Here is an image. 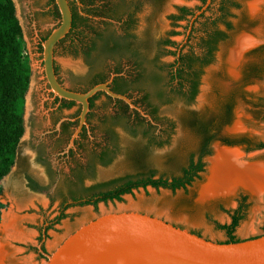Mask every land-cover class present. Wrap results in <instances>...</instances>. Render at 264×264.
<instances>
[{
  "label": "rangeland",
  "instance_id": "374dc122",
  "mask_svg": "<svg viewBox=\"0 0 264 264\" xmlns=\"http://www.w3.org/2000/svg\"><path fill=\"white\" fill-rule=\"evenodd\" d=\"M12 1L22 29L20 40L23 61L29 75L24 103L20 108L24 132L18 145L24 149L23 154L31 159V151L25 140L29 138L28 119L33 103L40 96L38 76L42 72V55L38 52L35 31L28 16L34 0ZM45 1L42 0V3ZM221 1L212 0L210 8L204 12L203 17L194 21L191 30L192 16L173 22L172 15L179 14L182 6L198 11L202 5L200 0H159L156 4L152 0L139 1L133 10L135 20L130 32L135 37L133 41L141 39V45L151 46L150 50L141 48L150 59H155L154 63L145 64V67L161 76V86L171 100L155 98L150 85L144 86L143 92L136 86L132 94L135 98L139 94H150L148 102L158 106L157 117L163 123L165 132L160 144L144 148L140 143L131 142L130 138L134 136L127 129L121 128L120 131L124 133L121 149L111 162L99 166L95 174L86 177V188L79 195L86 198L97 190L109 188V184L117 179L149 168L154 170L157 177L172 178L179 175L192 155L198 159L202 140L208 135L213 137L209 143L210 154L203 158L204 170L199 177L187 189L173 191L149 186L123 195L122 200L101 201L97 205L68 203L69 206L62 209L58 196L49 197L47 192L30 191L26 187V173L29 170L35 172V168L28 164L30 162H27L26 157L20 159L15 156L10 171L0 179V243L8 253L6 264H45L46 258L38 250L40 246L44 247L45 252L52 253L81 224L104 211L112 210L144 212L189 230H198L208 239L224 241L227 239L226 233L218 225L231 223V215L244 201L247 206L244 218L235 230L236 236L247 239L264 233V190H250L237 184L214 196L201 193L208 182L210 159L216 155V146L237 149L242 154L243 163L264 167V148L250 150L247 144H227V141L244 137L264 142V120L254 104L264 100V0H234L237 6L230 7V15L227 17L232 28L228 29L223 22H218L217 28L225 32L226 37L218 42L213 60L203 66L198 91L193 100H188L183 94L170 92L171 87L168 85L167 68L175 63L179 51L185 54L201 53L199 43L201 37L205 36L204 27L220 15ZM51 20V17L40 14L38 23L41 30L53 27L55 22ZM87 24L89 27L82 28V37L87 40L95 37L97 48L90 55L80 48L76 53L68 50L64 53L60 49L56 56L60 75L67 85L75 83L74 76L79 77L82 84H87L102 68L114 65L117 60L123 66L128 63L132 66L139 60L131 54L116 59L114 55L102 53L98 33L105 32L106 26L96 18ZM108 28L117 35L123 34L116 23ZM167 38L175 45L164 46L162 41ZM244 40H248L249 44L244 45ZM176 51L177 55H174ZM98 59V69L91 68L92 62ZM140 101L148 108L147 101ZM95 108L100 116L112 112L111 103L104 96L95 101ZM96 131L102 130L98 127ZM34 174H39L44 180L48 178L45 171ZM9 211L16 215V231L18 229L21 235L8 236L3 231V216ZM62 213L65 216L58 219ZM42 233L43 241L40 240Z\"/></svg>",
  "mask_w": 264,
  "mask_h": 264
},
{
  "label": "flooded vegetation",
  "instance_id": "af4514ba",
  "mask_svg": "<svg viewBox=\"0 0 264 264\" xmlns=\"http://www.w3.org/2000/svg\"><path fill=\"white\" fill-rule=\"evenodd\" d=\"M139 1L140 0H69V3L72 8V14L74 13L73 11L76 10L81 17L88 19L87 22L96 18L106 26L104 28L107 29L102 33L104 37L100 36V46L103 42L102 38L108 40L109 46L114 50L111 51V53L105 54L114 55L116 59H119L126 55H133V52H129L126 49V45L133 41L134 36L131 35L130 29L133 20H135L133 10L137 8ZM85 2H89L90 4L86 5ZM101 8L107 10L105 16L96 14ZM40 14L51 17V21L55 22L54 26L47 30H41L38 23ZM180 14L181 11L179 10V14L174 16H179ZM28 16L35 31L38 52L42 55V72L38 76L40 96L39 100L33 103V108L28 119L30 133L25 143L28 144V149L31 151L29 155L31 159H28L29 157L23 154L24 149H22V147L20 148L19 145L16 156L20 159L26 157L27 162H30L28 164H31V166L35 168L33 171L36 173L45 171L48 175L47 180H44L41 179L39 174L35 175V172H31L28 169L29 172L26 173L25 180L26 187L30 191L47 192V196L49 197L52 195L58 196L61 200L63 209L68 203L77 202L74 195L77 196L85 190L86 177L95 174L99 166L103 167L111 162L115 154L121 149V140L124 134L120 131L121 128L127 129L130 131V135L134 136L130 138L131 142L140 143L144 148L160 144L165 128L158 118L151 115L149 108L141 103L140 99L142 95L139 94L138 98H135L132 94L134 88L139 85L140 69H135V65L131 66V63L123 66L121 64L122 62L119 60H117L114 65L101 69L100 72L109 73L108 79L104 82L112 78V81L109 83L112 89L116 77H125L128 84L127 87L130 88L126 87V90H123L125 93L124 95L131 98L133 103L141 107L151 118L131 108L124 100L113 98L106 92L101 91L93 104L90 102V110L86 116V122L81 126L80 114L82 105L76 101L72 102V100L57 96L52 91L44 71L43 42L61 22V13L58 5L55 0H46L44 4L42 0H34ZM172 21L175 22L176 20L172 18ZM113 23L120 26L123 34L119 33L117 35L112 30H109L108 27L111 24L113 25ZM96 45L97 41L95 37L87 40L84 39L82 35L76 34L72 21L70 32L56 44L54 50L55 72L58 81L64 87L69 90L81 92L89 87V82L92 78L87 84H82L81 81L78 80L79 77L76 78L74 76V84H65V81L60 75L56 60L59 50L61 49L64 53L66 50L76 53L80 48L87 53L89 51L92 52L93 47ZM116 68H121V72L116 73ZM101 96H104L111 103L112 112L107 116L98 115L95 108V101ZM98 127L101 128V132L96 131ZM138 135L142 137L139 138ZM148 177L157 179L160 176L157 177L154 170L149 168L139 173L130 174L117 179L115 182L109 184V188L97 190L81 200H86L93 194L110 190L123 181L130 179L136 181ZM48 189H51L52 192H49ZM41 236L40 240L43 241L44 233H42ZM41 248L45 251L44 247ZM38 250L40 251V249Z\"/></svg>",
  "mask_w": 264,
  "mask_h": 264
},
{
  "label": "trees",
  "instance_id": "16d2710c",
  "mask_svg": "<svg viewBox=\"0 0 264 264\" xmlns=\"http://www.w3.org/2000/svg\"><path fill=\"white\" fill-rule=\"evenodd\" d=\"M152 1L156 4L159 0ZM200 1L202 2V5H204L207 0ZM85 4L89 5L90 3L85 2ZM202 5L199 6L198 9H201ZM231 6H237L234 0H222L219 7L220 15L213 19L209 26L205 25V36L201 37V41L199 43V47L201 49V53L199 55L193 53L185 54L182 51H179V56L176 58L175 63L168 66V85L171 87L170 92L183 94V96L187 97L188 100L194 99L198 91L199 78L202 73L203 66L209 64L213 60L214 51L216 50L218 42L226 37V33L217 28L218 22H223L228 29L232 28L231 23L227 19L230 15ZM180 11L181 14L179 16L172 15V18L175 20H183L186 19L187 16H194L195 14V11L188 9L185 6L180 8ZM73 12V28L75 33L83 35L82 28L89 27L87 24L88 19L81 17L76 10ZM106 13L107 10L101 8L96 14L105 16ZM203 16L204 13H202L198 18ZM21 30V25L16 16L13 1L0 0V179L5 176L13 166L18 144L24 132L23 118L20 108L24 103V96L28 88L29 75L28 67L23 61V48L20 40ZM98 35L101 37L103 36L100 33H98ZM148 39H150L149 36ZM102 40L103 42L102 45L99 46V49L102 50L103 53H111L114 49L109 46L108 40L104 38H102ZM140 41L141 39H135L126 45V49L129 52H133V55L139 58V60H136L134 64L135 69H140L138 87L143 92L144 86L150 85L153 87L155 98L161 101L163 99L170 101V96L161 86V76L156 71H149L148 68L145 67V64L154 63L155 59H150L149 55L143 53L141 48L145 47L146 50H150L151 46L148 44L147 46L141 45ZM162 44L164 46L175 45L170 38L164 39ZM96 48L97 45L94 46L92 50H95ZM87 54L90 55L91 51L87 52ZM173 54L177 55V51ZM99 66L100 62L98 59L92 62L91 68L98 69L97 67ZM115 72L120 73L121 68H116ZM108 77L109 73L107 74L103 72L94 75L89 82V87L81 92H85L92 86L106 81ZM127 85L125 77L118 76L113 83L112 89L117 93L125 94L123 90H126L125 88ZM98 95L99 93L90 98L91 104H93ZM149 96L150 94L146 93L145 96H142L141 100L143 99L148 102ZM254 104L258 108L259 115L264 120V100H260ZM148 108L151 115L158 118V106L148 102ZM212 138L213 137L208 135L204 136L199 149L198 160L195 159V155H192L188 164L182 168L181 174L179 175L173 176L172 178L161 176L157 179L148 177L136 181L130 179L123 181L121 184L110 190L93 194L86 200H81L82 197L80 195H74V198L80 205H97L101 201L106 202L109 200H122L123 195L130 194L135 189L147 188L148 186H152L154 188H166L173 191L178 189H187V187L190 186L204 170L203 158L210 154L209 143ZM235 143L247 144L250 150L264 148V142L253 141L246 137L240 140L227 141V144ZM68 206L69 205H65L64 208L66 209ZM246 206L247 205L243 201L231 215V223L218 225V228L224 230L227 236V239L223 242H236L242 240L236 236L235 230L244 218ZM64 216L65 214L62 213L58 219H61ZM191 231L203 236L198 230L191 229Z\"/></svg>",
  "mask_w": 264,
  "mask_h": 264
},
{
  "label": "water",
  "instance_id": "95a60500",
  "mask_svg": "<svg viewBox=\"0 0 264 264\" xmlns=\"http://www.w3.org/2000/svg\"><path fill=\"white\" fill-rule=\"evenodd\" d=\"M55 1L61 22L43 42L44 71L52 91L82 105L81 126L90 110V98L101 91L151 118L131 98L110 88L112 78L85 92L69 90L58 81L54 50L70 32L73 14L69 0ZM211 3L207 0L191 17L190 30ZM40 251L46 257L45 264H264V234L236 242L214 241L160 217L121 209L104 211L81 224L52 253L41 246Z\"/></svg>",
  "mask_w": 264,
  "mask_h": 264
},
{
  "label": "bare ground",
  "instance_id": "6f19581e",
  "mask_svg": "<svg viewBox=\"0 0 264 264\" xmlns=\"http://www.w3.org/2000/svg\"><path fill=\"white\" fill-rule=\"evenodd\" d=\"M243 43L244 45L249 44L248 40H244ZM241 157L242 154L237 149L216 146V155L210 159L208 182L203 186L201 193L206 196H214L234 188L237 184H241L250 190H264V167L245 164L241 161ZM17 220L12 211L4 214L2 229L8 236L21 235L18 229V232L16 231ZM7 258L8 253L0 243V264H6Z\"/></svg>",
  "mask_w": 264,
  "mask_h": 264
}]
</instances>
